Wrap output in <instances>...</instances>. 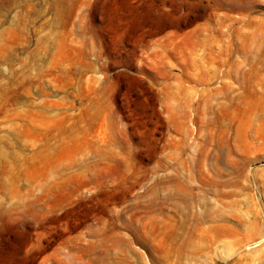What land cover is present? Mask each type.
I'll return each instance as SVG.
<instances>
[{
  "label": "rangeland",
  "instance_id": "374dc122",
  "mask_svg": "<svg viewBox=\"0 0 264 264\" xmlns=\"http://www.w3.org/2000/svg\"><path fill=\"white\" fill-rule=\"evenodd\" d=\"M0 264H264V0H0Z\"/></svg>",
  "mask_w": 264,
  "mask_h": 264
}]
</instances>
